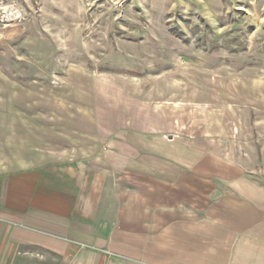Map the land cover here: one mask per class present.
<instances>
[{
  "label": "rangeland",
  "instance_id": "1",
  "mask_svg": "<svg viewBox=\"0 0 264 264\" xmlns=\"http://www.w3.org/2000/svg\"><path fill=\"white\" fill-rule=\"evenodd\" d=\"M56 157L264 182V0H0V172Z\"/></svg>",
  "mask_w": 264,
  "mask_h": 264
},
{
  "label": "crops",
  "instance_id": "2",
  "mask_svg": "<svg viewBox=\"0 0 264 264\" xmlns=\"http://www.w3.org/2000/svg\"><path fill=\"white\" fill-rule=\"evenodd\" d=\"M99 161L0 172V264H264L262 180L160 162L135 193L132 163Z\"/></svg>",
  "mask_w": 264,
  "mask_h": 264
}]
</instances>
